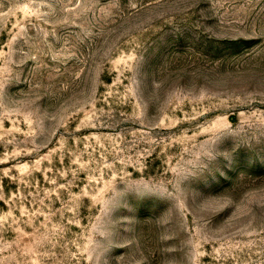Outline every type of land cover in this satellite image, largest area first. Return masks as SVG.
Listing matches in <instances>:
<instances>
[{
  "label": "rangeland",
  "instance_id": "1",
  "mask_svg": "<svg viewBox=\"0 0 264 264\" xmlns=\"http://www.w3.org/2000/svg\"><path fill=\"white\" fill-rule=\"evenodd\" d=\"M0 264H264V0H0Z\"/></svg>",
  "mask_w": 264,
  "mask_h": 264
}]
</instances>
